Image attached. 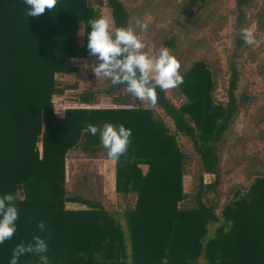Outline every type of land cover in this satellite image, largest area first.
Returning <instances> with one entry per match:
<instances>
[{
	"label": "trees",
	"instance_id": "1",
	"mask_svg": "<svg viewBox=\"0 0 264 264\" xmlns=\"http://www.w3.org/2000/svg\"><path fill=\"white\" fill-rule=\"evenodd\" d=\"M209 1L185 0L179 14L191 20ZM235 1L233 55L245 46L240 29L249 25L245 7L250 0ZM104 6L114 27H126L130 15L120 0H57L39 16L28 15L25 0H0V197L16 192L23 197L16 201L17 230L0 244V264H10L14 248L32 242L34 235L49 238V264H197L200 257L205 264H264V176H256L245 192L235 191L221 210V224L207 237L208 225L219 217L203 195L218 190L219 145L247 100L237 95L239 71L233 62L226 103L214 102L213 72L203 60L182 74V105L175 106L157 88V107L173 121L176 133L190 140L203 171L215 176L200 182L192 207L180 206L186 197V155L177 134L132 98L126 85L110 83L105 93L129 108H67L62 115L56 113L55 98L77 88L60 83L57 76L76 73V61L96 60L87 49L88 21L99 18ZM81 24L82 44L77 39ZM163 45L174 49L176 39L168 37ZM72 97L75 103L91 105L96 93ZM105 122L132 131L127 153L114 166L115 192L126 203L124 227L98 201L68 195L65 189L69 150L80 146L86 154L103 151L109 158L99 133L93 136L86 130L89 123L102 127ZM66 203L83 207L67 208ZM40 221L46 224L43 233L37 227ZM18 264L41 262L27 253Z\"/></svg>",
	"mask_w": 264,
	"mask_h": 264
},
{
	"label": "rangeland",
	"instance_id": "2",
	"mask_svg": "<svg viewBox=\"0 0 264 264\" xmlns=\"http://www.w3.org/2000/svg\"><path fill=\"white\" fill-rule=\"evenodd\" d=\"M129 12L135 27V18L146 20L148 28L144 32L136 29L146 44V51L155 53L168 37L176 39V47L169 48L181 63L183 74L194 62L203 60L212 70L215 81L214 102H227V87L230 78V64L233 62L239 71L237 95H245L247 100L239 108L219 146L221 153V175L218 190L203 195V202L212 205L219 221L208 225L207 237L211 236L222 222L221 210L233 199L235 191L245 192L256 176H264V17L262 9L264 0H250L245 7L248 23L254 32L256 43L246 45L233 55L234 20L236 15L235 0H210L206 8L195 18L185 20L179 9L185 0H120ZM101 14L107 15L113 24L110 9L101 8ZM114 27V24H113ZM83 25L78 28L77 39L83 43ZM98 60L88 64L76 61L78 71L74 74L57 76L62 84L77 88L65 91L66 97L55 98L54 107L60 109L67 103H75L71 98L75 93L93 91L96 93L95 104L98 107H116L105 93L111 83L110 79L97 78L92 70ZM87 65V66H86ZM175 106L185 102L178 87L166 92ZM71 96V97H69ZM132 98H135L131 95ZM70 100V101H69ZM139 100V99H138ZM143 107L150 108L154 115L162 119L172 133H176L173 121L157 105L146 104L139 100ZM131 106V105H129ZM177 140L186 155L183 191L186 194L180 202L181 207H192L196 204L194 196L200 182L208 183L215 176L205 173L199 155L190 140L182 134ZM145 171L146 166H142ZM65 189L68 195H79L86 199L98 201L102 208L109 211L122 224V211L126 203L114 188V162L105 157L102 151L86 154L80 146L69 150L65 159ZM130 200L133 197L129 198ZM67 208L83 207L76 203H66ZM197 264H205L200 257Z\"/></svg>",
	"mask_w": 264,
	"mask_h": 264
},
{
	"label": "clouds",
	"instance_id": "3",
	"mask_svg": "<svg viewBox=\"0 0 264 264\" xmlns=\"http://www.w3.org/2000/svg\"><path fill=\"white\" fill-rule=\"evenodd\" d=\"M30 7L28 15L39 16L45 10H52L57 0H25ZM91 31L88 33L87 49L92 57L99 61L92 68L95 76L110 79L113 86L126 85V91L141 102L155 105L157 88L167 92L177 88L184 82L180 72L181 63L168 47H161L157 52L146 51V44L136 29L144 32L148 22L135 18V27L130 22L128 26L113 27L111 19L104 14L99 18L90 19ZM80 34H83L81 31ZM240 36L246 45L256 43L253 29L243 26ZM87 66V65H86ZM56 109V108H55ZM62 115L61 109H56ZM88 132L93 136L99 133L100 140L109 159L118 161L128 151L132 131L123 124L119 126L105 122L102 127L89 123ZM23 197L19 192L7 193L0 197V244L10 240L16 230L19 211L16 201ZM41 233L46 231V224L40 221L37 225ZM48 237L34 235L32 242H20L13 250L10 264H18L19 258L27 253L39 257L41 264H49Z\"/></svg>",
	"mask_w": 264,
	"mask_h": 264
},
{
	"label": "built area",
	"instance_id": "4",
	"mask_svg": "<svg viewBox=\"0 0 264 264\" xmlns=\"http://www.w3.org/2000/svg\"><path fill=\"white\" fill-rule=\"evenodd\" d=\"M129 107H131V106H129V105H125V104H123V105H118V106H116V107H109V109L110 108H112V109H119V108H129ZM67 108H83V109H87V108H89V109H92V108H102V107H98V106H96V104H91V105H89V104H80V103H67L66 105H63L60 109H61V113L63 114V112H64V110L65 109H67ZM103 108H108V107H103ZM56 110V109H55Z\"/></svg>",
	"mask_w": 264,
	"mask_h": 264
},
{
	"label": "crops",
	"instance_id": "5",
	"mask_svg": "<svg viewBox=\"0 0 264 264\" xmlns=\"http://www.w3.org/2000/svg\"><path fill=\"white\" fill-rule=\"evenodd\" d=\"M112 160V159H111ZM113 162H114V166H115V161L114 160H112ZM114 176H115V171H114ZM114 182H115V179H114Z\"/></svg>",
	"mask_w": 264,
	"mask_h": 264
}]
</instances>
